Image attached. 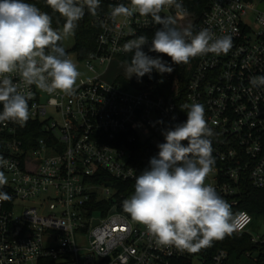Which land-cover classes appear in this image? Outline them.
<instances>
[{
    "label": "built area",
    "instance_id": "built-area-1",
    "mask_svg": "<svg viewBox=\"0 0 264 264\" xmlns=\"http://www.w3.org/2000/svg\"><path fill=\"white\" fill-rule=\"evenodd\" d=\"M206 1L201 19L185 0L179 2L187 15L175 7H165L159 15L174 17L178 29L190 27L193 34L208 28L217 37H233L227 54L190 58L194 64L186 105L202 104L213 132L215 163L205 183L236 206L246 185L264 190V86L250 83L251 77L264 75V9L254 0ZM121 3L130 6V0H100L95 16L85 8L78 24L95 30V48L80 59L74 45L65 50L68 58L94 72L96 64L133 54L123 51L130 39L144 35L150 45L161 25L138 13L113 18L112 9ZM12 79L23 87L18 75ZM161 83L159 75L141 85L121 78L107 83L96 75L78 79L71 96L29 86L33 97L27 122L0 123V172L8 181L0 191L12 197L0 201V264H226V251L207 258L203 248L192 253L158 246L123 211L136 177L149 167L150 159H136L137 150L157 147L164 142L163 130L185 122L174 100L160 93ZM98 172L126 191L112 183H92ZM235 217L232 234L250 235L251 215ZM250 238L259 253L245 257L259 264L264 235Z\"/></svg>",
    "mask_w": 264,
    "mask_h": 264
},
{
    "label": "clouds",
    "instance_id": "clouds-1",
    "mask_svg": "<svg viewBox=\"0 0 264 264\" xmlns=\"http://www.w3.org/2000/svg\"><path fill=\"white\" fill-rule=\"evenodd\" d=\"M48 6L65 18L63 31L51 26V17L25 0H0V123L17 122L21 125L30 116L28 101L33 93L27 90L35 85L48 94L57 91L74 94L81 76L77 65L68 58L60 43L74 35L85 8L95 16L100 0H46ZM165 7H175L187 15L179 0H130V6L118 4L111 11L113 18L151 16L161 27L149 39L140 35L128 40L123 51L133 53L126 63L128 78L138 79L153 70L171 73L173 68L160 56L166 55L172 64H187L190 58L207 53L227 54L233 46V37H217L208 28L193 34L190 27L178 29L172 16L161 17ZM148 45V52L144 47ZM23 83H13L12 75ZM253 87L264 86V75L250 78ZM187 119L173 128L162 131L164 142L157 145L159 152L149 160V167L135 180L134 194L123 201V211L132 221L144 226L158 246H172L195 253L210 247L237 229V219L231 205L205 180L213 171V135L205 119L204 106L185 105ZM160 123H163L160 121ZM187 142L186 144L183 142ZM0 172V187L7 184ZM12 199L0 191V201Z\"/></svg>",
    "mask_w": 264,
    "mask_h": 264
},
{
    "label": "trees",
    "instance_id": "trees-1",
    "mask_svg": "<svg viewBox=\"0 0 264 264\" xmlns=\"http://www.w3.org/2000/svg\"><path fill=\"white\" fill-rule=\"evenodd\" d=\"M189 9L196 13L198 19H201L207 6L206 0H185ZM253 1V0H248ZM26 3L35 5L38 9L49 14L51 17V24L56 27H63L65 20L62 19L61 15L58 12H55L51 9L50 6L45 4L44 0H25ZM95 30L90 28L88 25L78 24L75 29V38L76 43L74 50L79 54L80 59H85L89 53H91L95 48L94 41ZM133 54H128L124 56L122 60L130 63ZM153 57L160 56L165 62H167L173 68L171 73L160 74L153 70L151 76L146 74L143 79L146 81H154L158 74L161 75L162 83L159 87V91L166 97L172 98L177 104V107L181 111L184 120L187 119V108L186 105V94L188 82L193 73V60L187 64L181 63L179 65L172 64L171 58L162 55V54H149ZM3 111L2 105H0V112ZM33 136H39V132L35 133ZM159 152L158 147L146 146L142 149L137 150L136 159H150L153 156H156ZM91 182L97 185H102L105 183H112L114 187H121V192L126 191L123 187V184L114 181L106 173L98 172ZM223 198V197H222ZM225 199L230 205L234 215H237L240 212H247L251 215L253 219V224L257 219H261L264 222V190H256L251 186L246 185L242 193L235 198L237 200V205L233 206L232 201L227 198ZM252 224V225H253ZM218 251H226L229 255V258L233 255L237 259H240L242 256H245L247 253H255L259 250L251 243V238L249 234L241 235H226L222 240L213 241L210 247L203 248V255L207 258H210L212 255ZM259 253V252H258ZM260 258V257H259ZM252 264V262H251ZM259 264H264V258L259 259Z\"/></svg>",
    "mask_w": 264,
    "mask_h": 264
},
{
    "label": "rangeland",
    "instance_id": "rangeland-1",
    "mask_svg": "<svg viewBox=\"0 0 264 264\" xmlns=\"http://www.w3.org/2000/svg\"><path fill=\"white\" fill-rule=\"evenodd\" d=\"M264 6V5H263ZM63 29L61 30L62 33ZM62 46L65 50H72L75 45L74 35L68 36L66 39L61 41ZM73 62L77 65L78 70L81 73V76L78 79L88 80L93 78L96 75H100L103 81L107 83H113L116 79L121 78L122 80L126 79L133 81L136 84L141 85L143 82L142 78H137L133 75L131 78H128V73L126 71V63L122 59H115L109 63H106L104 66H98L96 64L94 72L88 71L76 59L72 58ZM161 78V75L158 74ZM249 233L253 237L263 236L264 235V222L261 219H257L254 224L251 226ZM82 244V243H81ZM226 264H251V261L245 256H242L240 259H237L235 255L231 256Z\"/></svg>",
    "mask_w": 264,
    "mask_h": 264
},
{
    "label": "crops",
    "instance_id": "crops-1",
    "mask_svg": "<svg viewBox=\"0 0 264 264\" xmlns=\"http://www.w3.org/2000/svg\"><path fill=\"white\" fill-rule=\"evenodd\" d=\"M261 9H264V0H254Z\"/></svg>",
    "mask_w": 264,
    "mask_h": 264
},
{
    "label": "water",
    "instance_id": "water-1",
    "mask_svg": "<svg viewBox=\"0 0 264 264\" xmlns=\"http://www.w3.org/2000/svg\"><path fill=\"white\" fill-rule=\"evenodd\" d=\"M107 186H109V187H110L111 185H110V184H108Z\"/></svg>",
    "mask_w": 264,
    "mask_h": 264
}]
</instances>
